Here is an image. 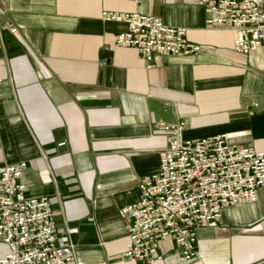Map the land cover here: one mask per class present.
Listing matches in <instances>:
<instances>
[{"label":"crops","instance_id":"crops-1","mask_svg":"<svg viewBox=\"0 0 264 264\" xmlns=\"http://www.w3.org/2000/svg\"><path fill=\"white\" fill-rule=\"evenodd\" d=\"M104 11L184 27L202 50L148 60L117 44L129 24ZM208 15L206 0H0V172L27 163L25 194L50 197L56 235L74 244L68 264H142L124 256L120 210L160 170V123L264 150V47L235 51L237 31L208 28ZM158 249L157 264H264V185L198 230L195 259L172 240Z\"/></svg>","mask_w":264,"mask_h":264},{"label":"built area","instance_id":"built-area-1","mask_svg":"<svg viewBox=\"0 0 264 264\" xmlns=\"http://www.w3.org/2000/svg\"><path fill=\"white\" fill-rule=\"evenodd\" d=\"M206 5L208 28L237 31L235 51L248 54L264 47V0H206ZM102 18L127 22L117 44L135 47L148 60L202 50L187 39L186 28L155 16L104 11ZM183 126L159 124L168 137L160 170L143 177L140 199L120 210L127 228L124 256L131 261L157 264L163 258L158 249L163 240L174 241L185 261L195 259L198 230L217 227L225 207L255 201L264 185V150L232 144L224 134L185 139ZM26 168L22 161L0 172V243L9 248L0 264H68L74 244L56 235L50 197L26 196ZM77 231L68 228L67 235Z\"/></svg>","mask_w":264,"mask_h":264},{"label":"water","instance_id":"water-1","mask_svg":"<svg viewBox=\"0 0 264 264\" xmlns=\"http://www.w3.org/2000/svg\"><path fill=\"white\" fill-rule=\"evenodd\" d=\"M154 59H152V61H153Z\"/></svg>","mask_w":264,"mask_h":264}]
</instances>
